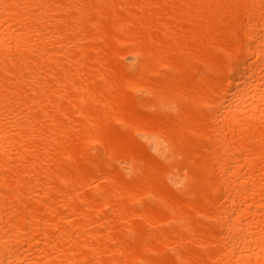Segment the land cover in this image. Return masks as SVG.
Wrapping results in <instances>:
<instances>
[{
  "label": "bare ground",
  "instance_id": "1",
  "mask_svg": "<svg viewBox=\"0 0 264 264\" xmlns=\"http://www.w3.org/2000/svg\"><path fill=\"white\" fill-rule=\"evenodd\" d=\"M0 264H264V0H0Z\"/></svg>",
  "mask_w": 264,
  "mask_h": 264
}]
</instances>
